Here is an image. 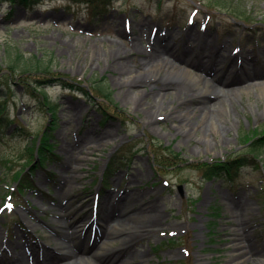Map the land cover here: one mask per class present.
<instances>
[{
    "label": "rangeland",
    "instance_id": "obj_1",
    "mask_svg": "<svg viewBox=\"0 0 264 264\" xmlns=\"http://www.w3.org/2000/svg\"><path fill=\"white\" fill-rule=\"evenodd\" d=\"M213 1L113 0L96 9L84 2L71 3L65 10L67 1L44 0L27 8L15 5L10 15L12 5L0 0V77L7 79L4 64L20 50L24 58L35 55L50 61L54 78L92 90L99 80L112 91L109 101L64 88V82L46 87L57 104L59 122L53 133L57 157L49 162L46 174L31 169L27 158V145L52 120L43 97L29 92L27 84L10 83L13 90L8 91L0 86V93H6L0 110L10 121L0 133L2 240L24 242L25 238L18 239L21 231L49 249L56 247L62 260L73 261L46 235L60 228V201L82 208L75 219L79 224L87 214L103 217L109 195H128L132 208L120 216L132 225L126 234L132 239L127 244L134 245L124 251L129 264H252L249 256L264 255V146L249 154V163L233 180L208 178L199 168L202 162L250 152V143L264 136V96L254 87L233 95L234 100L226 97L227 104L211 103L210 96L193 94L192 88L188 93L178 89L165 94L161 101L151 89L160 86L163 71L153 76L141 65L145 57L150 62L170 58L164 46L185 43L182 37L191 31L218 40L233 56L253 50L263 70L264 0H229L226 9ZM235 7L248 15L231 14ZM237 62L248 66L251 61L240 57ZM125 65L132 72L122 74ZM250 75L242 69L232 78L241 80L236 86L264 83V76ZM105 110L110 115L103 121ZM181 119L198 127L187 133L178 126ZM160 149L177 154L178 162L159 161L154 152ZM117 158L118 167L109 170ZM25 170L35 180L30 177L34 188L22 195L18 188L24 189L23 183L16 176ZM65 182L73 184L67 194L60 190ZM25 215L38 226H27ZM239 242L246 246V254ZM96 249L92 245V253L86 254L99 263L93 255Z\"/></svg>",
    "mask_w": 264,
    "mask_h": 264
},
{
    "label": "bare ground",
    "instance_id": "obj_2",
    "mask_svg": "<svg viewBox=\"0 0 264 264\" xmlns=\"http://www.w3.org/2000/svg\"><path fill=\"white\" fill-rule=\"evenodd\" d=\"M207 38L208 35L206 33L195 34L191 31H187L186 35L182 37V39L186 41L185 43L178 42L166 44L169 45L168 47L164 46V53L170 55V58L164 57L156 62H150L146 57L142 59L141 65L145 72L149 74L152 73L153 76H156L158 75L157 71H163V75L159 80L161 83L160 86H152L153 89H151L156 98L162 101L165 94L175 93L179 90L182 93H188L187 91H190L192 88H196L193 94L210 96L209 100L211 103H213L211 100L219 103L227 100L224 101V103L227 104L229 100H234L232 98L238 96L240 92H248L254 87L257 88L256 92H258V95L264 96V83L248 86L238 85V87L236 85L240 83L241 80L232 78V76L241 72L242 69L246 70L248 75L252 73L248 76L249 78L253 75H261V77H263L264 69H260L258 64H256L258 63L257 59L259 56L256 54L254 55L253 50L243 51L233 56L231 53L226 52V47L218 40L210 41ZM174 40L175 39H171L170 41L173 42ZM203 40H206L204 47H199ZM187 41H191L190 44H187ZM262 52L264 53V47L262 48ZM240 57H244L245 60H250L251 62H248V66L247 64L243 65V63L238 65L237 60ZM121 72L122 74H128L132 72V70L125 65V67L121 69ZM205 73H213V78L211 79V83L215 86L213 89L211 88L212 84L209 83L210 79L207 81L203 76ZM135 74L138 75L137 70H135ZM184 79L187 80L186 83L181 81ZM137 82H139V80ZM145 83L144 80L141 85H145ZM226 97L229 98V100L226 99ZM178 126L184 128V130L189 133L193 129H196L198 124L195 123L189 126L184 119H181L178 122ZM68 186L72 188L73 184L70 183L69 185L65 182L60 188L61 193L67 194L69 192V190H67ZM126 197L128 198L129 196L126 195ZM126 197L122 195L117 198L114 195L113 197L109 195L103 203L102 212L104 213V217L102 218V234L105 235V237H102V244L98 246L94 253V257L99 259V263L86 254L87 252L90 254L92 253L91 248L88 247L91 245L90 241L95 231L92 230L93 232H91V230H89L86 233L85 229V224L90 221L92 216L87 214L83 217L80 224H75V219L79 216V213H81L82 208H72L70 206V201L64 202L61 200L59 204L61 210L59 211H62L60 217L63 219L60 221L61 225L58 229L60 232L52 229L51 232L46 235L55 240L57 249L58 247L66 249L65 256L71 257V260H74L69 262L62 260L60 253L56 252V247L49 249L43 242L39 240L34 242L31 237L24 236L23 232L18 231V239L25 238L24 242L18 240L16 242L12 240L6 241L2 240L0 237V264L2 261L7 262V264H27L29 262L34 264H129V257L126 258L128 254L126 253L127 255L125 256L124 251L134 245L133 243L127 244L132 241V239H129L126 231L129 227L131 228L132 225L127 220L124 221L122 216H120L122 211L131 207L129 204L131 201L127 200ZM235 206H238V202ZM25 217L29 218L27 215H25ZM26 222L27 226L32 228H36L39 224V222L34 221L32 218L27 219ZM107 224H110L111 227L108 228ZM75 227L78 229L75 230ZM70 229H72V231H70ZM238 229L239 228L236 230ZM115 240L120 241L121 246H113V241ZM240 244L242 247L241 249H243L246 254L244 250L246 246H242V242H239V245ZM23 245L25 246L23 250L19 252L15 251L16 247L22 248ZM121 250L122 253H120ZM140 251L142 254L144 253L143 250ZM11 252H14L11 254L12 256L10 255ZM253 254L256 255V253ZM249 258L252 264H264V255L262 254L253 258L249 256Z\"/></svg>",
    "mask_w": 264,
    "mask_h": 264
},
{
    "label": "trees",
    "instance_id": "obj_3",
    "mask_svg": "<svg viewBox=\"0 0 264 264\" xmlns=\"http://www.w3.org/2000/svg\"><path fill=\"white\" fill-rule=\"evenodd\" d=\"M10 2L11 5H23L26 7H31L37 4L41 0H2ZM68 3L71 2H80L84 0H65ZM92 3H95L98 7H105L112 3L113 0H85ZM215 6L220 7H227L231 6V1L229 0H214L213 1ZM97 7V8H98ZM234 10L232 13L234 14H242L247 15L248 12L245 10H242L239 7L233 8ZM92 13L95 14V11L92 10ZM50 61H45L42 58H39L37 56H32L29 58H24L23 53L18 50L16 52V55L14 57H11L9 61H6L4 65L7 66L8 72L5 76L7 79H3V76L0 77V86H4V88L8 90L12 89V84L10 83H23L27 84L28 90L31 93L39 94L44 99V103L47 105L48 111L51 113L52 120H50V124L43 130L40 134H38L30 144L27 145L28 155V161H30L28 164H32V168L36 167V169L39 168H46L47 162L49 160H52L56 153H55V145L53 143V133L59 126V122L57 120V104L53 103L51 98L48 95L46 87L49 85H53L59 82H64V86L72 88L85 93L88 97L89 95H92L97 99V95H100V97H103L104 100L112 101V91L105 86L101 81L95 82L94 90L76 86L72 84L71 82H68L66 80H62L59 76L54 78L52 76L54 74V68ZM1 71V70H0ZM13 78L12 80H9V76ZM37 87H35V85ZM6 93H0V100L4 99ZM3 102L0 101V108L2 107ZM5 112V111H4ZM104 119H107V117L110 115L108 111H103ZM5 121H9L6 115H3V110H0V133L1 129L3 128V124ZM10 122V121H9ZM264 146V136L260 137V139H256L250 143V151L253 152L256 149H261ZM27 152V151H26ZM155 156L159 159V161L164 162H170L172 165L176 164L178 155L176 156L168 150L167 152H164L163 150H159L157 152H154ZM174 155V156H173ZM121 158L113 159L111 163L110 169H114L118 163H120ZM202 168L201 171H203V175L207 176L208 178H212L215 176H223V175H230L234 176L237 172V165L235 160H224V161H214L213 163H203L202 165H199V168ZM16 179L20 182L19 184L23 183L22 186L24 188H28L31 186V178L28 172L23 171L19 172L16 176Z\"/></svg>",
    "mask_w": 264,
    "mask_h": 264
}]
</instances>
